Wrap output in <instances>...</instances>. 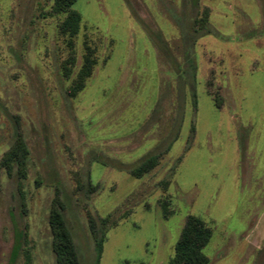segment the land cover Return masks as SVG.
I'll return each instance as SVG.
<instances>
[{"label": "rangeland", "instance_id": "1", "mask_svg": "<svg viewBox=\"0 0 264 264\" xmlns=\"http://www.w3.org/2000/svg\"><path fill=\"white\" fill-rule=\"evenodd\" d=\"M52 3L0 0V264H56L55 198L79 264H168L190 216L207 264H264V0H77L73 39Z\"/></svg>", "mask_w": 264, "mask_h": 264}, {"label": "trees", "instance_id": "2", "mask_svg": "<svg viewBox=\"0 0 264 264\" xmlns=\"http://www.w3.org/2000/svg\"><path fill=\"white\" fill-rule=\"evenodd\" d=\"M77 0H52V13L54 15H65L63 21L59 25V30L62 34L73 39L80 28L81 16L72 9V6ZM208 17V10H205L204 22ZM203 26V25H202ZM93 62L90 58H86L84 69L86 74L91 73ZM88 75L81 74L80 77ZM81 84V80H80ZM79 86V85H78ZM81 88V86L79 87ZM75 90L70 91V95H75ZM29 151L21 137L17 135L11 146L2 155L0 159V167L7 173L8 176L15 174L19 182L27 178V161ZM156 163L155 157H149L143 162L132 174L135 177H141L148 173ZM21 184L19 183V186ZM165 201L164 211H167ZM62 206L57 198L51 204L48 216V226L51 233V250L55 258L56 264H79V259L73 243L70 231L65 223L62 215ZM106 220L102 221L103 226L106 225ZM91 232L95 236L93 230V222L91 221ZM211 238V230L197 217L190 216L187 218L186 224L174 246V255L169 260L168 264H207V258L203 254V249ZM103 239H98L96 242L97 257L101 252ZM97 261V260H96ZM96 264V263H95Z\"/></svg>", "mask_w": 264, "mask_h": 264}]
</instances>
